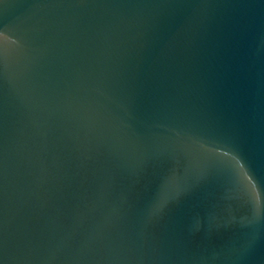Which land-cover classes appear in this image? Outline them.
I'll return each mask as SVG.
<instances>
[{
	"label": "water",
	"instance_id": "obj_1",
	"mask_svg": "<svg viewBox=\"0 0 264 264\" xmlns=\"http://www.w3.org/2000/svg\"><path fill=\"white\" fill-rule=\"evenodd\" d=\"M0 264H264V0H0Z\"/></svg>",
	"mask_w": 264,
	"mask_h": 264
}]
</instances>
